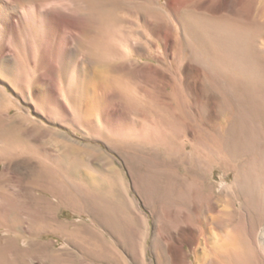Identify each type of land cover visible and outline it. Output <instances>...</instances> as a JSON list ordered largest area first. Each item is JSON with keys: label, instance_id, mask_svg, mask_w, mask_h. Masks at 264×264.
I'll return each mask as SVG.
<instances>
[{"label": "rangeland", "instance_id": "obj_1", "mask_svg": "<svg viewBox=\"0 0 264 264\" xmlns=\"http://www.w3.org/2000/svg\"><path fill=\"white\" fill-rule=\"evenodd\" d=\"M18 3L0 264H264V0Z\"/></svg>", "mask_w": 264, "mask_h": 264}, {"label": "bare ground", "instance_id": "obj_2", "mask_svg": "<svg viewBox=\"0 0 264 264\" xmlns=\"http://www.w3.org/2000/svg\"><path fill=\"white\" fill-rule=\"evenodd\" d=\"M17 2H19L20 3V5H27L26 3H25V0H16ZM72 1V0H71ZM29 2V1H28ZM18 3V4H19ZM68 3V2H67ZM63 4V3H62ZM34 6V5H33ZM55 7V9H53V10H51V11H47L49 14V16H51V15H53V16H56L57 14V12H60V7H58V6H62V5H57V7H56V5H54ZM66 6V5H65ZM67 6H69L68 4H67ZM34 8V7H33ZM67 8V7H66ZM67 9H69V8H67ZM50 10V9H49ZM63 10V9H62ZM62 10H61V12H62ZM73 12V11H72ZM27 13V12H26ZM27 15V14H26ZM23 13L22 12H16V13H14V14H12L11 15V18L13 19H15L16 21H20L21 19H23ZM52 17V16H51ZM53 18V17H52ZM56 18V17H55ZM55 20V19H54ZM15 21V22H16ZM49 22H50V20H49ZM52 22V21H51Z\"/></svg>", "mask_w": 264, "mask_h": 264}]
</instances>
